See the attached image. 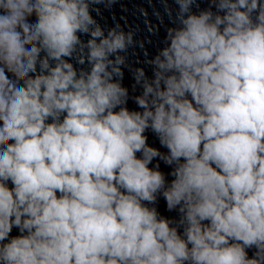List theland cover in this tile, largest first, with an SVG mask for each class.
<instances>
[{
  "label": "clouds",
  "instance_id": "clouds-1",
  "mask_svg": "<svg viewBox=\"0 0 264 264\" xmlns=\"http://www.w3.org/2000/svg\"><path fill=\"white\" fill-rule=\"evenodd\" d=\"M116 2L0 0V264H264V0H160L151 77Z\"/></svg>",
  "mask_w": 264,
  "mask_h": 264
}]
</instances>
